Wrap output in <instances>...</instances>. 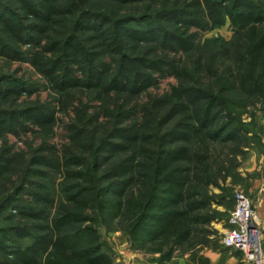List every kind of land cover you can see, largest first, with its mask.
Instances as JSON below:
<instances>
[{
	"label": "trees",
	"instance_id": "obj_1",
	"mask_svg": "<svg viewBox=\"0 0 264 264\" xmlns=\"http://www.w3.org/2000/svg\"><path fill=\"white\" fill-rule=\"evenodd\" d=\"M226 20L229 41L199 43ZM0 59L51 96L0 75V264H113L98 218L157 253L212 219L213 156L249 134L240 108L264 112V0H0Z\"/></svg>",
	"mask_w": 264,
	"mask_h": 264
},
{
	"label": "rangeland",
	"instance_id": "obj_2",
	"mask_svg": "<svg viewBox=\"0 0 264 264\" xmlns=\"http://www.w3.org/2000/svg\"><path fill=\"white\" fill-rule=\"evenodd\" d=\"M131 15L133 18H136L135 14L132 13ZM233 35L234 31L231 27V24L229 20H226L221 26L213 27L201 32L198 41L200 44H205L207 41L211 40L229 41ZM0 75H5L9 78H12V81L15 83L21 82L25 85L32 86V88H36V91L30 96H23V100H37L40 103H45V101L50 100L51 96L49 90L46 89V87L43 85L40 75L34 72L33 68L28 62L4 61L0 59ZM175 83V79L172 77L160 78L158 79L155 88H153L151 92L153 94L162 95L169 90L171 85H174ZM258 105L256 109L246 105L244 108H240L244 109L242 110L241 118L242 121L247 124L249 134L246 138H244L245 141L239 147V150H236V148L230 144L226 146L220 145L218 147L220 149L214 154V159L217 157L218 159L217 162L212 165L213 169H215L217 172L220 171L222 175L220 176L219 174L215 178V180H217L218 187H213L212 185L209 186L208 191L210 193L220 195V197L232 196L234 202L235 193L240 191L239 189H235V186L239 178L238 170L241 168L244 159L249 155L250 152L264 153V112H261V110L258 108ZM58 116L62 118L60 114ZM65 119L66 118H64L63 121H65ZM54 131L56 132V136L53 138L52 143L56 142L59 144L61 141H63L61 140L64 133L63 125L61 123L58 124V126L54 128ZM26 141L28 142L29 146H34V143H36V141L33 140V137L30 135L21 140L14 138L12 135H8L7 137L8 147L15 151H27L29 146L27 147V145H25ZM1 142L2 141L0 140V145ZM57 178L58 177H56V181ZM55 196L57 197V193L53 188V197L55 198ZM214 204H212V206ZM232 209L230 211H232ZM208 215L212 217V219L207 225L199 227L198 233H196L190 243L178 246L173 244L166 245L165 243L159 252L157 262L171 264V260L173 258H177L181 252L193 248L198 241L204 242L208 233L209 235L214 234L215 231L212 224L222 223L223 226H226L228 223L229 215L224 217V213L218 211L217 208L212 207L208 212ZM225 220H227V223ZM91 226L95 227L99 232L100 242L103 244L102 246L105 248V251H107V253L111 256L113 264H118L119 258H128L131 251L152 254L155 252H152L147 248H160L159 245L156 246L154 243L147 244L143 241L141 242L138 235L139 230L134 231L132 224L127 220L119 222L118 219L113 220L109 218V220L106 219L103 221V219L98 218ZM144 247L146 249H144Z\"/></svg>",
	"mask_w": 264,
	"mask_h": 264
},
{
	"label": "crops",
	"instance_id": "obj_3",
	"mask_svg": "<svg viewBox=\"0 0 264 264\" xmlns=\"http://www.w3.org/2000/svg\"><path fill=\"white\" fill-rule=\"evenodd\" d=\"M238 177L235 189L242 191L252 203L253 212L261 230L262 248H264V153L250 152L238 170ZM233 204L232 196L220 197L219 195L213 207L227 217ZM225 222L227 223V220ZM212 226L214 234L208 233L204 242H196L193 248L173 258L171 264H252L245 260L240 251L223 246L222 237L229 229L228 223L226 226L222 223H214ZM158 257L159 253L156 252L145 254L131 251L128 258H119L118 264H163L157 262Z\"/></svg>",
	"mask_w": 264,
	"mask_h": 264
},
{
	"label": "built area",
	"instance_id": "obj_4",
	"mask_svg": "<svg viewBox=\"0 0 264 264\" xmlns=\"http://www.w3.org/2000/svg\"><path fill=\"white\" fill-rule=\"evenodd\" d=\"M228 225L229 229L222 237L223 246L240 251L252 264H264L261 230L250 199L241 191L235 193Z\"/></svg>",
	"mask_w": 264,
	"mask_h": 264
}]
</instances>
